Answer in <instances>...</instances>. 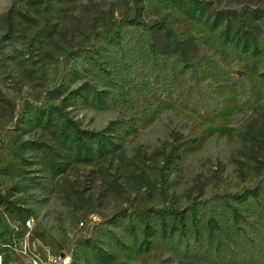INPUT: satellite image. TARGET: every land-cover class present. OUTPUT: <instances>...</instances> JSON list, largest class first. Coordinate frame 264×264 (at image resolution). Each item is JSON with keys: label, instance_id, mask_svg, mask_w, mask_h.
<instances>
[{"label": "rangeland", "instance_id": "1", "mask_svg": "<svg viewBox=\"0 0 264 264\" xmlns=\"http://www.w3.org/2000/svg\"><path fill=\"white\" fill-rule=\"evenodd\" d=\"M204 1L245 10L260 54L169 0H0V194L23 206L0 204V264H264V0ZM131 17L192 33L200 62Z\"/></svg>", "mask_w": 264, "mask_h": 264}, {"label": "trees", "instance_id": "2", "mask_svg": "<svg viewBox=\"0 0 264 264\" xmlns=\"http://www.w3.org/2000/svg\"><path fill=\"white\" fill-rule=\"evenodd\" d=\"M173 5L184 10L190 18L195 21L201 22L210 30H216L220 28V35L223 41H231L235 46H240L243 51L246 53L258 56L261 52V45L259 38L256 34L255 26H251L250 20H248L244 14L245 10H238L234 8L221 7L217 8L211 6L210 3L204 0H169ZM130 23L135 25H140L144 27L148 35V47L150 52L157 53L161 51L159 46H157V41L162 37L165 41L167 48L175 51L183 61V65L196 66L197 62H200V57L196 59H189L187 56L188 50L194 44V38L196 36L192 33H179L177 29L171 26L164 19H151L148 21L138 20L135 17L128 19ZM160 35V37L158 36ZM158 49V50H157ZM157 51V52H156ZM203 60L207 59V55H203ZM198 63V65L206 64L208 62ZM68 125L72 130L73 140L76 141L79 147H84L86 145L83 136L95 137L97 141L100 142L98 134H103L100 132H90L79 127L78 123L72 118H65ZM97 136V137H96ZM103 136V135H102ZM105 137V136H103ZM170 155V154H169ZM260 194V187L253 186L247 187L241 191L235 192H222L220 196L225 200H234L237 202H242L248 199L249 197L257 198ZM0 204H3L7 209L23 210V206H20L16 200L10 199L8 196L0 194ZM192 209H195V206H192ZM231 210L237 220L238 207L231 205ZM150 211L160 212L163 211L160 208L148 207L146 209L138 211L137 215L140 216L143 220L146 218V215ZM168 212L180 223H184V211L177 207L168 208ZM163 214V213H162ZM149 224L144 220V230L148 233Z\"/></svg>", "mask_w": 264, "mask_h": 264}, {"label": "built area", "instance_id": "3", "mask_svg": "<svg viewBox=\"0 0 264 264\" xmlns=\"http://www.w3.org/2000/svg\"><path fill=\"white\" fill-rule=\"evenodd\" d=\"M37 259L33 260V264H38ZM39 264H69V256L61 253H49Z\"/></svg>", "mask_w": 264, "mask_h": 264}]
</instances>
